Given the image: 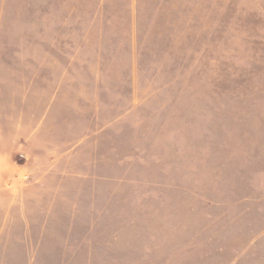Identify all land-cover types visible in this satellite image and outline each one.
Returning a JSON list of instances; mask_svg holds the SVG:
<instances>
[{
	"label": "rangeland",
	"instance_id": "1",
	"mask_svg": "<svg viewBox=\"0 0 264 264\" xmlns=\"http://www.w3.org/2000/svg\"><path fill=\"white\" fill-rule=\"evenodd\" d=\"M0 264H264V0H0Z\"/></svg>",
	"mask_w": 264,
	"mask_h": 264
},
{
	"label": "crops",
	"instance_id": "2",
	"mask_svg": "<svg viewBox=\"0 0 264 264\" xmlns=\"http://www.w3.org/2000/svg\"><path fill=\"white\" fill-rule=\"evenodd\" d=\"M65 142V143H64ZM39 148H66V139L64 141H62L61 145L60 146H54V147H51L49 145H45V146H40Z\"/></svg>",
	"mask_w": 264,
	"mask_h": 264
}]
</instances>
